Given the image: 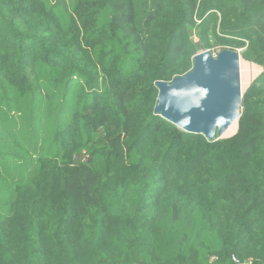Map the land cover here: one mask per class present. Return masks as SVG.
Returning a JSON list of instances; mask_svg holds the SVG:
<instances>
[{
    "label": "trees",
    "instance_id": "obj_1",
    "mask_svg": "<svg viewBox=\"0 0 264 264\" xmlns=\"http://www.w3.org/2000/svg\"><path fill=\"white\" fill-rule=\"evenodd\" d=\"M194 31L263 67L231 137L154 111ZM0 264H264V0H0Z\"/></svg>",
    "mask_w": 264,
    "mask_h": 264
},
{
    "label": "water",
    "instance_id": "obj_2",
    "mask_svg": "<svg viewBox=\"0 0 264 264\" xmlns=\"http://www.w3.org/2000/svg\"><path fill=\"white\" fill-rule=\"evenodd\" d=\"M241 57L230 49L217 56L210 50L197 52L191 71L169 82H156L155 113L186 133L202 134L210 141L223 139L225 131L241 117Z\"/></svg>",
    "mask_w": 264,
    "mask_h": 264
},
{
    "label": "rangeland",
    "instance_id": "obj_3",
    "mask_svg": "<svg viewBox=\"0 0 264 264\" xmlns=\"http://www.w3.org/2000/svg\"><path fill=\"white\" fill-rule=\"evenodd\" d=\"M191 38H192V41L197 46V52L206 51V50H210L211 52H213V51H221L223 49H230V50L238 51L239 53H241V51H242L241 48H236V49L235 48H227V47L223 48L219 45H213L211 47L204 48L203 44L201 43V37L195 31L192 33ZM241 56H242V54H241ZM241 59L244 61V63H241V73H244L246 76L243 84H241L242 93L244 95V93L246 92V90L248 89V87L250 86V84L254 80L253 75L255 73H257V74L260 73V71L263 69V67L252 62V61L246 60L243 57H241ZM249 74H250V77H249ZM240 112H242V107L240 109Z\"/></svg>",
    "mask_w": 264,
    "mask_h": 264
},
{
    "label": "bare ground",
    "instance_id": "obj_4",
    "mask_svg": "<svg viewBox=\"0 0 264 264\" xmlns=\"http://www.w3.org/2000/svg\"><path fill=\"white\" fill-rule=\"evenodd\" d=\"M241 63H244V61L241 59ZM256 75V73L253 75V77ZM249 77H250V74H249ZM246 76L244 73H241V76H240V80H241V84H243L244 80H245ZM237 128H238V122L235 121L231 124V126L225 131V133L223 134V137H229L231 135H233L236 131H237Z\"/></svg>",
    "mask_w": 264,
    "mask_h": 264
},
{
    "label": "built area",
    "instance_id": "obj_5",
    "mask_svg": "<svg viewBox=\"0 0 264 264\" xmlns=\"http://www.w3.org/2000/svg\"><path fill=\"white\" fill-rule=\"evenodd\" d=\"M220 51H213V52H211L214 56H217V54L219 53ZM234 260L236 261V262H239V260L238 259H236V258H234Z\"/></svg>",
    "mask_w": 264,
    "mask_h": 264
},
{
    "label": "crops",
    "instance_id": "obj_6",
    "mask_svg": "<svg viewBox=\"0 0 264 264\" xmlns=\"http://www.w3.org/2000/svg\"><path fill=\"white\" fill-rule=\"evenodd\" d=\"M263 71V69L260 71V73ZM260 73H256V75L254 76V79L260 74Z\"/></svg>",
    "mask_w": 264,
    "mask_h": 264
}]
</instances>
